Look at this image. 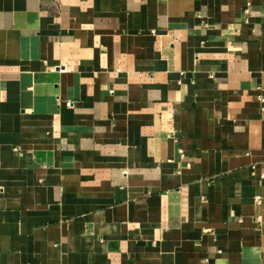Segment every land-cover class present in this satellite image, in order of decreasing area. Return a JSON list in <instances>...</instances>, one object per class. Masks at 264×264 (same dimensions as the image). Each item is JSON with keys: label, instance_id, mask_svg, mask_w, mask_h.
Returning <instances> with one entry per match:
<instances>
[{"label": "crops", "instance_id": "0c3cea01", "mask_svg": "<svg viewBox=\"0 0 264 264\" xmlns=\"http://www.w3.org/2000/svg\"><path fill=\"white\" fill-rule=\"evenodd\" d=\"M0 264H264V0H0Z\"/></svg>", "mask_w": 264, "mask_h": 264}]
</instances>
